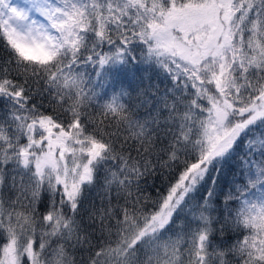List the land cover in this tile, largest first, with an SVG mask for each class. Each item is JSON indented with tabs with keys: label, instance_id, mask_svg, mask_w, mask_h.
I'll return each mask as SVG.
<instances>
[{
	"label": "snow or ice",
	"instance_id": "1",
	"mask_svg": "<svg viewBox=\"0 0 264 264\" xmlns=\"http://www.w3.org/2000/svg\"><path fill=\"white\" fill-rule=\"evenodd\" d=\"M0 47V264H264V0H0Z\"/></svg>",
	"mask_w": 264,
	"mask_h": 264
},
{
	"label": "trees",
	"instance_id": "2",
	"mask_svg": "<svg viewBox=\"0 0 264 264\" xmlns=\"http://www.w3.org/2000/svg\"><path fill=\"white\" fill-rule=\"evenodd\" d=\"M2 52L3 49L2 47H0V54H2ZM87 71L91 72L92 70L87 69ZM107 71L112 74L108 77L109 81L117 79V76L115 75V73L118 72L117 68H109ZM125 71L127 73V76L125 78V85L129 86L130 88H135L137 85L143 86L144 84L157 85L160 89H166L170 86V81L167 79L166 75L155 64H129ZM93 82L95 83V77H93ZM97 91L101 96V99L98 101V103H102L106 96L110 97L112 94L111 89H108L107 92L103 88L97 89ZM234 171H236L235 161H226L223 173L218 180V182L220 183L218 198L221 200L223 197V193L228 191L230 184L234 180L241 179L239 175L233 177L232 173ZM156 186H161V181L158 177L156 179ZM200 194V192H197L193 195L199 198Z\"/></svg>",
	"mask_w": 264,
	"mask_h": 264
}]
</instances>
